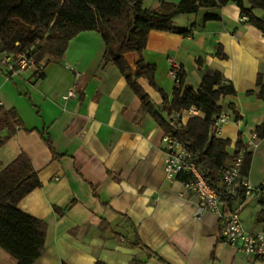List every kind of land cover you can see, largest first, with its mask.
I'll return each instance as SVG.
<instances>
[{"label":"crops","instance_id":"crops-1","mask_svg":"<svg viewBox=\"0 0 264 264\" xmlns=\"http://www.w3.org/2000/svg\"><path fill=\"white\" fill-rule=\"evenodd\" d=\"M179 1L142 3L168 12ZM207 14L218 19L204 20ZM174 23L192 25L191 34L150 30L141 56L156 66L155 85L144 77L138 83L167 119L159 88L170 100L175 83L168 74L169 59L181 65L185 84L195 89L206 70L220 71L236 92L220 99L230 120L216 137L230 139L232 153L241 134L251 153L245 179L254 189L264 187V140L254 134L264 122V99L257 96L264 89V36L242 21L234 3L194 16L180 14ZM219 46L226 58L216 56ZM103 52L99 34L83 31L60 60L43 67L41 77L32 67L14 72L0 68V106L15 109L21 121L0 148V170L24 152L40 180L18 203L47 224L44 251L32 264H264L220 241L222 220L216 212L195 216L198 200L184 187L189 176L168 178L164 171L163 129L142 109L120 70L102 62ZM124 58L135 71L139 54L129 52ZM69 88L76 95L64 99ZM182 115L186 123L189 117ZM231 204L240 208L245 231L264 230V223L256 221L264 212V191ZM56 208L63 209L61 216ZM4 254L0 248V264H15Z\"/></svg>","mask_w":264,"mask_h":264},{"label":"trees","instance_id":"trees-1","mask_svg":"<svg viewBox=\"0 0 264 264\" xmlns=\"http://www.w3.org/2000/svg\"><path fill=\"white\" fill-rule=\"evenodd\" d=\"M228 3H234L239 8L242 21L264 36V0H180L168 12L147 8L142 0H0V53L32 59L34 74L41 77L43 67L50 61L60 60L75 36L83 31H95L104 43L102 62L111 63L120 70L138 96L142 109L151 112L164 133H172L185 143L194 154L203 176L212 185L222 188L223 171L236 156L242 153L239 181L247 177L251 162V153L245 151L241 134L230 153L228 148L232 141L210 133L215 117L222 112L221 97L236 92L232 83L220 71L206 70L195 89L185 84V72L181 70L170 100L159 88L162 109L168 117L165 119L156 111L137 80L144 77L150 85H155L153 75L156 66L145 62L141 56L150 30L189 36L192 25L189 28L177 27L175 16L196 14L203 9L219 8ZM256 9L262 12L261 16L254 12ZM211 19H218V16H204V20ZM219 48L216 56L226 58ZM129 52L139 54L135 71L124 58ZM197 62L202 65L201 58ZM257 85H261L259 77ZM251 93L247 91V94ZM257 96L264 99V89ZM193 105L203 112L202 117H190L184 124L176 121L174 127L169 125L175 113ZM230 108L234 117L239 118L234 107L230 105ZM20 125L15 109L6 110L0 106V148ZM4 130L6 134L2 135ZM254 134L264 140V122L255 127ZM38 186V175L24 152L0 170V248L15 260V264H32L44 251L46 222L18 208L19 201ZM237 197L242 201L245 199L243 188L238 187L235 195L222 200L232 206L231 202ZM55 210L59 216L63 214V209ZM256 221L264 223V212L258 215ZM93 264L106 263L95 261Z\"/></svg>","mask_w":264,"mask_h":264},{"label":"built area","instance_id":"built-area-1","mask_svg":"<svg viewBox=\"0 0 264 264\" xmlns=\"http://www.w3.org/2000/svg\"><path fill=\"white\" fill-rule=\"evenodd\" d=\"M33 60L25 56L5 55L0 59V68L14 72L16 70H24L33 68ZM183 70L181 65L174 59H169L168 74L174 83H178L180 71ZM76 95L75 88H69L64 99L74 97ZM183 113L190 117H202L203 112L196 106H190L181 113H175L169 120L171 127L176 126V121L184 124ZM230 120L229 115L221 112L215 117L210 128V133L217 134L223 126ZM164 144V171L168 178H174L180 173L187 174L188 180L184 182L186 190L192 192L198 204L195 210V216L200 217L206 211L216 212L222 220L219 239L221 242L236 246L241 252L249 257L264 260V230L257 232H247L243 228L240 218V208L228 206L223 202V198L235 195L238 187L244 189L245 196L252 195L253 191H264V187L254 189L249 182L243 178L240 181L239 173L242 164V153L236 156L223 171L222 188H218L208 181L196 165L194 154L188 146L179 141L172 133H165L162 137ZM222 205V210L220 208Z\"/></svg>","mask_w":264,"mask_h":264},{"label":"rangeland","instance_id":"rangeland-1","mask_svg":"<svg viewBox=\"0 0 264 264\" xmlns=\"http://www.w3.org/2000/svg\"><path fill=\"white\" fill-rule=\"evenodd\" d=\"M189 15H190V16H191V15L194 16V14H189ZM176 24H177V26H182L183 23H182V21H180V20L178 21V20H177V23H176ZM92 51L94 52L95 49H93V50L89 49V50H88V52H92ZM4 255H6V257H9V256H7V254H4ZM10 259H11V258H10ZM12 261H13V260H12ZM2 264H11V263L6 262V263H2Z\"/></svg>","mask_w":264,"mask_h":264}]
</instances>
